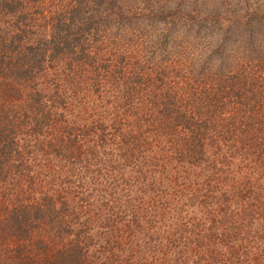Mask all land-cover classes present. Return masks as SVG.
<instances>
[{"label": "trees", "instance_id": "16d2710c", "mask_svg": "<svg viewBox=\"0 0 264 264\" xmlns=\"http://www.w3.org/2000/svg\"><path fill=\"white\" fill-rule=\"evenodd\" d=\"M207 2L0 0V264H264V3Z\"/></svg>", "mask_w": 264, "mask_h": 264}, {"label": "rangeland", "instance_id": "374dc122", "mask_svg": "<svg viewBox=\"0 0 264 264\" xmlns=\"http://www.w3.org/2000/svg\"><path fill=\"white\" fill-rule=\"evenodd\" d=\"M222 1H227L229 4H231L233 7H235V8H231V9H235V10H241V9H243L244 8V5H245V0H208V6H209V8H211V7H213L214 6V4H215V6L212 8V9H218V10H214V11H217V13H219L220 15L222 14V13H220V10H221V4H222ZM259 1H262L263 3H264V0H250V2L253 4V3H255V4H257V2H259ZM237 6H236V5ZM222 17H223V14L221 15ZM229 16V18H230V20H231V22L235 19V15L234 14H229L228 15ZM263 28V32H264V27H262ZM258 35H260V31L259 30H257V31H255ZM257 41H258V39H257ZM256 40H255V43L257 42ZM257 47L259 48V50H263L264 49V38L263 37H260V40H259V42H257ZM236 47H237V45L236 46H234V47H231L233 50L234 49H236ZM249 52V51H248ZM247 52V53H248ZM259 59V58H258ZM211 62V61H210ZM230 62V61H229ZM231 63V62H230ZM230 63H228V62H224L223 63V69L222 70H226V69H228V66H229V64ZM260 65H261V63H260ZM264 65V63L262 62V66ZM206 66L208 67L209 65L206 63ZM264 71V70H263ZM257 177V176H256ZM261 188V186L260 185H257V184H254V186H253V188H252V194H253V196H252V199L251 200H254L255 199V196L257 195L258 196V199L260 200V204H261V202L264 200V196H263V193H264V191H258L259 189Z\"/></svg>", "mask_w": 264, "mask_h": 264}]
</instances>
